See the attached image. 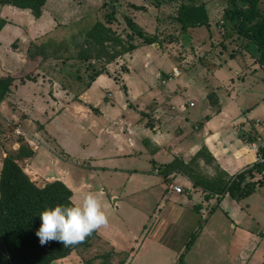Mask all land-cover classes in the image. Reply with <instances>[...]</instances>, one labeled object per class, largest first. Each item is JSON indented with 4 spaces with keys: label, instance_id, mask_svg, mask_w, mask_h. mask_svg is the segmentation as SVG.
<instances>
[{
    "label": "crops",
    "instance_id": "crops-1",
    "mask_svg": "<svg viewBox=\"0 0 264 264\" xmlns=\"http://www.w3.org/2000/svg\"><path fill=\"white\" fill-rule=\"evenodd\" d=\"M193 2L204 5L206 31L201 25L180 33L174 25L178 39L165 43L195 47L191 63L184 59L188 64L179 68L176 56L170 60L157 49L162 42L147 45L134 39L131 42L137 48L119 57L125 61L119 79L106 70L77 92L57 74L43 77L48 72L42 67L33 68V79L22 81L21 76L29 72L27 51L32 40L63 26L90 27L100 19V0H47L39 18L29 9L0 4V16L7 20L0 31V76L15 78L0 103V118L20 126L33 140V155L19 159L18 164L39 187L54 180L63 182L72 191L74 203L82 192L98 194L109 222L97 229L98 237L85 249L100 252L107 246L113 256L103 260L108 264H133L144 244L168 249L169 253L164 250L168 262L182 257L183 245L174 251L175 241L182 233L189 236L188 241L196 232V217L205 214L208 218L183 255L184 262L205 239L214 246L200 252L204 264H210L209 259L211 264L223 260L264 264L263 171L245 174L243 184L256 182V187L239 199L228 192L217 198V193L195 185L187 173L189 166L204 182L224 183L257 162L258 152L250 144L258 137L264 140V73L257 61L259 51L223 23L227 0L224 5L217 0ZM143 6L146 11L134 7L128 11L134 9L132 19L147 34L152 27L156 32L164 24L158 23L159 15L148 12L157 13L159 8ZM213 14L215 25L210 21ZM176 48L174 55L181 52ZM175 67L180 75L171 77ZM64 71L60 67L58 73ZM16 139L0 147V170L6 150L18 149ZM201 149L203 156L196 157ZM175 186L182 191L176 192ZM219 212L221 218L214 221ZM135 213L143 217L136 231L129 223ZM152 222H158V228L150 235ZM188 223H193L189 231ZM1 255L0 240V264ZM65 259L52 264H66Z\"/></svg>",
    "mask_w": 264,
    "mask_h": 264
},
{
    "label": "trees",
    "instance_id": "trees-1",
    "mask_svg": "<svg viewBox=\"0 0 264 264\" xmlns=\"http://www.w3.org/2000/svg\"><path fill=\"white\" fill-rule=\"evenodd\" d=\"M46 1L0 0V4L29 9L35 18H39ZM259 2L260 0H227V6L223 10L222 16L223 23L233 33L241 36L247 43L256 45L259 51L257 61L264 73V14L260 9ZM132 6L136 9L141 7V5L135 4ZM108 7L110 10L102 14L103 19H98L83 31L82 43H75L78 46L77 59L82 61L103 60L108 64L137 48V44L131 42L135 37L141 38L145 44L160 43L156 34L150 36L132 17L127 15H124V21L130 33L127 34V39L122 38L110 26L117 19L116 7L114 4ZM178 7L176 14L172 16V21L180 33L185 32L188 28L208 25V17L203 4L194 5L181 1ZM6 23L7 20L0 16V31ZM50 36L46 35L30 42L26 57V66H29V72L21 76L22 81L33 79L35 77L33 68L41 67L50 56H56L57 48L55 45L53 46ZM104 72L103 68L95 70V73L90 76V81L84 87H88L98 75ZM14 79L11 75L0 76V103L10 91ZM16 140L19 142L18 149L6 152L0 170V240L4 249V255H1L2 264H51L55 260L68 257L74 251L89 247L91 242L98 237L97 230L86 237L83 242L68 247L55 241L45 246L39 244L38 237L35 235L40 224L39 212L43 208L51 207L57 203H74L72 191L59 180L47 182L42 187L37 186L18 164L19 159L32 156L33 150L22 137H17ZM204 151L203 149L199 150L196 157L203 156ZM259 154L264 158V148L259 150ZM252 171L258 173L264 171V161H257L253 166L230 177L224 183L222 180L217 184L204 182V178L189 166L187 173L195 185L201 186L208 193H217L219 196L228 192L233 198L239 199L251 193L256 187V182L243 184L245 174ZM263 182L264 173L260 183ZM196 235L197 232L191 235L186 243V250L192 246ZM98 257H103V255L85 260L83 264H108L106 262L96 263L95 259Z\"/></svg>",
    "mask_w": 264,
    "mask_h": 264
},
{
    "label": "rangeland",
    "instance_id": "rangeland-1",
    "mask_svg": "<svg viewBox=\"0 0 264 264\" xmlns=\"http://www.w3.org/2000/svg\"><path fill=\"white\" fill-rule=\"evenodd\" d=\"M127 1L128 0H118V2L116 3V0H114V1L113 0H100L101 10H100L99 17L102 19H103L102 14L104 12H107L110 10V7H108V6L111 5V2H112V4L114 3L116 10H117V18L118 19H116V21L113 22L112 29H114L116 31V33H119V35H122L124 39H127V34L130 33L129 29L127 28L126 23L124 21V15L133 17V12H134L133 11L134 9L131 11H128L129 7H133V6L130 3L126 4ZM131 1H134L136 4L141 5L142 8H144L143 5H146L149 7L152 6V8H157V9L159 8L157 13L152 11V10H149V12H148V15H149V13H155V15L156 14L159 15L158 23L160 25H163V24L165 25V27L163 25V26H161V28L160 27L157 28L156 32H155V30H153L154 29L153 27L150 28L152 33H150L149 35L153 36L156 34L159 38L158 39L159 42L160 43L162 42V44L159 45L160 47H157V49L160 50L163 53V55H164V53H166L165 58L167 57L170 60H171V58L172 59L174 58L173 56H176L178 59L175 58L177 60V62H175V63H176V66H178L179 68L184 67V65H187L188 62L191 63L192 58H193L191 56H194L193 52L195 51V49H194L195 47L190 48L189 45H186L183 48L181 45H179L178 46L179 48L178 47L176 48L177 44L179 43L178 41L175 42V44L173 46H169L168 44H165V43H167L166 41L168 39H169V41H171L173 39H178L176 36V33H174L175 31L173 30V28L175 27L174 26L175 24H174V21H172V18L170 17L171 14H173L179 8L178 4L180 5L181 1H183L184 3H187V4H193L194 0H177V1H175L178 3H174V2H172V0H160V1L159 0H131ZM217 1L219 2V5H224L225 0H217ZM104 3L107 5L105 6ZM160 4L163 6L160 7L159 6ZM259 6H260V9L264 12V0H261V2L259 3ZM141 7H140V9H142ZM146 10H147V8L145 7L143 9V11H146ZM155 15H153V16H155ZM215 16H216V14H213L211 16L210 21L212 24H214L217 21L215 19ZM147 18H148V16H147ZM159 24H158V26H160ZM87 27L83 24L73 23V24L68 25L66 27L63 26V28L56 29V30H54V32L52 31V33H50V35H51L50 38L53 42L52 44H53V46L55 45V47L57 48L56 49L57 52H55L56 56H50L42 64L41 67L44 69H47V72H48L47 74H43L42 75L43 77L46 78V76H49V77L51 76L52 78H56V76H57L59 78H62L64 84H68L71 87L73 85L74 92H77L82 87L86 86V84H88V82L90 81V76L95 73V70H99L101 68H103V70H105V71L106 70L110 71L111 75L114 76L115 79L120 78V75H122L120 71L123 70V67H125V61L122 58L120 59L118 57L115 61L108 63V64H106L103 60L82 61V60H79L76 58L78 46H76L75 43H80V44L82 43V34H83V31H85V29ZM206 27H207V25H202V29L205 31H206ZM134 39H135L134 40L135 42H141L142 43L141 38L135 37ZM147 45H151V44H147ZM174 48H176L177 50H181V52L177 53V55H174V51H173ZM140 50H142V48ZM184 59H187L188 62L183 61ZM179 62H180V64H179ZM171 63H172V61H171ZM60 67L66 68V71H64L63 74L58 73V70L60 69ZM175 68H173V69H175ZM50 69H51L52 73H50ZM176 69L178 70V68H176ZM172 71H171V73H172ZM53 73L57 74V75L55 76ZM179 75H180V72L178 73L177 76H179ZM174 77H176V76H174ZM47 79L50 80V78H47ZM164 82H166V80ZM76 84L78 85L77 88H75V86H74ZM110 89H112V88H110ZM113 90H114V88H113ZM125 92H126V90H125ZM105 97H107L106 94H105ZM14 126H15V124L13 122L7 121V120H2L0 118L1 147L11 144V142L17 138V135L14 133ZM6 151H8V150H6ZM221 214L222 213H220V212L215 213V215L213 216V220L214 221L219 220V218H221ZM208 215L205 214L203 216V218L201 217V215H198L196 217L198 220V223H197V228L195 231L197 233H199L200 230L203 228L204 223L208 218ZM142 220H143V217L141 216V214L135 213V215H133V217L131 218V221L129 222V223H131L130 226L136 231L138 229L139 223ZM150 224H151V222L148 223L147 228L150 227ZM192 224L193 223H188L186 225V229L188 231L191 229ZM157 228H158V222H154L152 228L150 229V235H153V233L156 232ZM207 236H208V234L206 233L201 238H206ZM188 237L189 236L184 237V234L182 233L181 239L180 240L177 239L175 241L176 248L174 251H177L181 247V245H183V249L180 251V255H182V257H180V258L179 257L173 258L168 262L167 255L165 256V251H164V250H166L167 253H169L170 251L168 249H164L161 246H157V247L155 245L147 246L144 244V247H143L141 252L144 251L145 256L143 258H145V259L141 258V252L139 251L138 254L134 257V259L137 258V260L133 264H190V261H192V264H204V262L200 258V256H201L200 252H206L207 250L213 248V246H214L213 243L212 242H206L205 239L202 241H199V244L201 245V247H193V249L188 253V259H187L188 261L184 262L183 255L186 253V249H184L183 243H185L187 241ZM85 250L81 249V250L77 251L76 253L75 252L71 253L67 257V259L64 260V262L66 264H83V262L85 260L91 259L92 257L95 256V254H97L99 252V251L93 250L92 248L88 249L86 251ZM111 253L112 252L106 246L104 250L99 252V255L100 254L103 255V257H99L97 259H100V261L103 262V260H105L106 256H108V257L112 256ZM204 258H207V256H205ZM209 261L211 264L213 260L209 259ZM220 264H228V263H227V261L223 260Z\"/></svg>",
    "mask_w": 264,
    "mask_h": 264
},
{
    "label": "clouds",
    "instance_id": "clouds-1",
    "mask_svg": "<svg viewBox=\"0 0 264 264\" xmlns=\"http://www.w3.org/2000/svg\"><path fill=\"white\" fill-rule=\"evenodd\" d=\"M38 216L40 224L35 235L41 246L53 241L65 247L79 244L109 222L101 199L93 191L82 192L76 203L45 207Z\"/></svg>",
    "mask_w": 264,
    "mask_h": 264
},
{
    "label": "built area",
    "instance_id": "built-area-1",
    "mask_svg": "<svg viewBox=\"0 0 264 264\" xmlns=\"http://www.w3.org/2000/svg\"><path fill=\"white\" fill-rule=\"evenodd\" d=\"M178 73H179V71L175 68V69H173V71L171 73V76L172 77L177 76ZM192 104L193 103H191V105ZM14 133L17 136H22L23 139L25 140V142L28 144V146H32L33 140L28 137V135L20 128V126H15L14 127ZM250 146H251V148L255 149L258 152V159H257V161H264V158L261 157V155L259 154V150L261 148H264V140L258 137L256 140H254L253 142H251ZM0 147H1V140H0ZM263 173H264V171H263ZM174 190L176 192H181L182 191V188L180 186H175L174 187ZM216 197L218 198L219 196L216 195Z\"/></svg>",
    "mask_w": 264,
    "mask_h": 264
}]
</instances>
